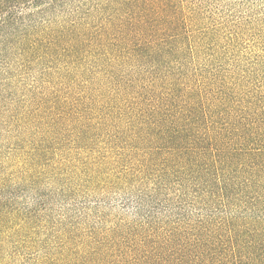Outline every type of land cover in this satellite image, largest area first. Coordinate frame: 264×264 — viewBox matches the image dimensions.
Segmentation results:
<instances>
[{"label": "trees", "instance_id": "1", "mask_svg": "<svg viewBox=\"0 0 264 264\" xmlns=\"http://www.w3.org/2000/svg\"><path fill=\"white\" fill-rule=\"evenodd\" d=\"M2 163L0 244L47 230L40 264H264V0H0ZM129 177L133 223L47 222Z\"/></svg>", "mask_w": 264, "mask_h": 264}, {"label": "rangeland", "instance_id": "2", "mask_svg": "<svg viewBox=\"0 0 264 264\" xmlns=\"http://www.w3.org/2000/svg\"><path fill=\"white\" fill-rule=\"evenodd\" d=\"M3 151H7L8 143L4 144ZM7 154H4L2 158H5ZM14 165V164H11ZM0 203L6 204L11 194L15 192L16 187L22 178L13 174V169L5 163L0 164ZM2 170V171H1ZM11 176V182L7 185L1 180L7 179ZM37 183H34L35 187H29L23 195H20L17 204L12 207L15 209H22L27 207L28 209L38 208L37 195L41 193H47L49 189L59 191L60 185L63 181H51L50 183L45 179L47 176H39ZM118 185H108L101 189L93 188L91 190L81 189L80 191H70L67 199H59L56 196L53 202L50 203L48 208L50 211L47 213L49 217L46 219L48 223L60 224L61 221H69L70 218L76 220L82 224L83 229H86L93 225V222H97V216L102 217L103 229L112 227L116 222L128 221L133 223L136 220V207L138 201V188L136 186L137 181L133 178H128L125 182H119ZM110 184V183H109ZM48 185V186H46ZM55 188V189H54ZM25 205V206H23ZM11 207V208H12ZM42 211V210H40ZM82 215L83 217H77ZM88 215V216H87ZM39 219H44L41 216ZM51 227V225H49ZM45 233V236H39V239H5L4 243L0 244V264H40L46 252L47 236L51 237L52 234L47 233V230H41Z\"/></svg>", "mask_w": 264, "mask_h": 264}]
</instances>
